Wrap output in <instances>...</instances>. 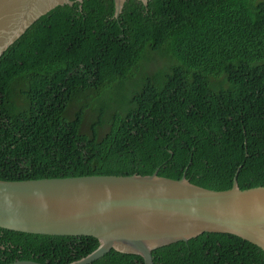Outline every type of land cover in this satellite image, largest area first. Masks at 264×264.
Segmentation results:
<instances>
[{
	"label": "trees",
	"instance_id": "1",
	"mask_svg": "<svg viewBox=\"0 0 264 264\" xmlns=\"http://www.w3.org/2000/svg\"><path fill=\"white\" fill-rule=\"evenodd\" d=\"M70 1L0 57L1 181L154 172L179 180L185 172L193 185L225 191L242 166L239 189L264 187V0H127L117 19L113 0ZM147 45L166 47L177 62L169 74L146 78L122 113L85 122L83 108L69 112L79 94L124 82ZM97 247L93 238L0 230V264L19 253L69 264ZM152 258L264 264L258 248L222 234L158 248ZM92 264L143 260L112 250Z\"/></svg>",
	"mask_w": 264,
	"mask_h": 264
},
{
	"label": "water",
	"instance_id": "2",
	"mask_svg": "<svg viewBox=\"0 0 264 264\" xmlns=\"http://www.w3.org/2000/svg\"><path fill=\"white\" fill-rule=\"evenodd\" d=\"M82 3L83 0H75ZM127 0H113L117 19ZM144 6L149 0H137ZM70 0H0V57L27 29ZM247 157V154H245ZM214 191L186 179L86 176L0 180V230L47 237H85L98 247L69 264H92L111 250L153 264L152 251L203 234L230 235L264 253V187ZM11 264H39L17 261Z\"/></svg>",
	"mask_w": 264,
	"mask_h": 264
},
{
	"label": "rangeland",
	"instance_id": "3",
	"mask_svg": "<svg viewBox=\"0 0 264 264\" xmlns=\"http://www.w3.org/2000/svg\"><path fill=\"white\" fill-rule=\"evenodd\" d=\"M261 0H254L258 3ZM177 62L169 54L165 46L160 47L156 51H152L147 45L138 60L131 68L124 82H115L107 84L99 90H91L79 94L74 104L69 106V112L73 113L78 107L83 108L85 114V122H90L94 117L103 111L104 116H111L117 112H124L128 109V101L133 93L142 87V83L146 78H156L162 80L166 74L170 73V69L176 66ZM224 80V77H222ZM225 81V80H224ZM223 83V87L228 84ZM228 88V87H227ZM107 131V126H103L102 133Z\"/></svg>",
	"mask_w": 264,
	"mask_h": 264
},
{
	"label": "flooded vegetation",
	"instance_id": "4",
	"mask_svg": "<svg viewBox=\"0 0 264 264\" xmlns=\"http://www.w3.org/2000/svg\"><path fill=\"white\" fill-rule=\"evenodd\" d=\"M18 256H20V258H18V260H15L14 262H17V261H20V262H22V261H29V260H26V258H25V256H24L23 253H19ZM14 262H12V263H14Z\"/></svg>",
	"mask_w": 264,
	"mask_h": 264
},
{
	"label": "clouds",
	"instance_id": "5",
	"mask_svg": "<svg viewBox=\"0 0 264 264\" xmlns=\"http://www.w3.org/2000/svg\"><path fill=\"white\" fill-rule=\"evenodd\" d=\"M190 164V163H189ZM186 171V170H185ZM244 242V241H243ZM249 244V243H248ZM251 245V244H250ZM112 251V250H111ZM92 253V252H91ZM89 255V254H88ZM97 261V260H96ZM33 262V261H32ZM75 262V261H74ZM95 262V261H94ZM40 264V263H39Z\"/></svg>",
	"mask_w": 264,
	"mask_h": 264
}]
</instances>
